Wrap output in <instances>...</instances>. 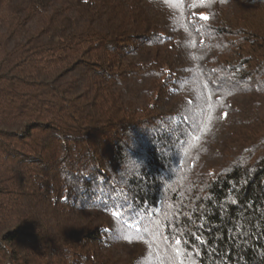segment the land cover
Returning <instances> with one entry per match:
<instances>
[{
	"label": "trees",
	"instance_id": "16d2710c",
	"mask_svg": "<svg viewBox=\"0 0 264 264\" xmlns=\"http://www.w3.org/2000/svg\"><path fill=\"white\" fill-rule=\"evenodd\" d=\"M0 264H264V0H0Z\"/></svg>",
	"mask_w": 264,
	"mask_h": 264
},
{
	"label": "snow or ice",
	"instance_id": "6c2138e0",
	"mask_svg": "<svg viewBox=\"0 0 264 264\" xmlns=\"http://www.w3.org/2000/svg\"><path fill=\"white\" fill-rule=\"evenodd\" d=\"M202 18H203V19H205V20H207V19H208V17H207V16H203ZM177 243H180V241H177Z\"/></svg>",
	"mask_w": 264,
	"mask_h": 264
}]
</instances>
